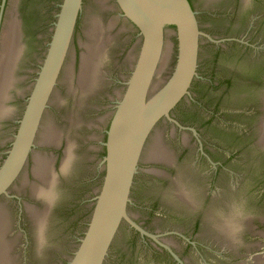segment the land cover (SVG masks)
<instances>
[{"label":"water","instance_id":"obj_1","mask_svg":"<svg viewBox=\"0 0 264 264\" xmlns=\"http://www.w3.org/2000/svg\"><path fill=\"white\" fill-rule=\"evenodd\" d=\"M15 2L10 0V7H17ZM5 4L6 0L2 7ZM108 4H117L122 14L140 29L144 36L140 51L139 48L133 49L131 33L121 31L120 24L114 19L116 12L105 10L112 7ZM83 5L84 11L74 37ZM21 7H24L27 39L22 40L21 20L13 15L7 22L0 43V99L4 100L8 89L14 86L16 64L22 65L23 72L19 75L26 74L28 77L25 87L29 91L37 75L38 78L20 122L13 149L0 168V199L10 196L9 188L20 176L35 146L36 133L41 144L54 145L61 141L67 144L62 164V170H67L72 161V151L79 145L71 125L93 123L106 128L111 121L106 142L107 153L103 160L105 175L102 183L92 185L98 194L88 228L86 213H71L62 208L56 213L51 229L43 234L47 209L54 198L56 175L51 157L35 155L33 173L42 184L34 182L31 192L35 197L44 198L47 209H30V213L35 223L33 237L40 245L38 248H46L42 262L30 251L26 264H158L156 261L159 257H154L147 247H141L126 223L146 233L130 214L150 228H161L168 222H176L148 207V200L141 197V192L147 190L149 185L145 184L142 191L135 190L132 196L131 191L141 157L143 162L148 159L164 160L167 158L165 147L168 159L169 154L177 157L181 152L182 136L172 126L161 121L171 118V111L189 93L192 81L198 75L200 38L203 33L196 12L188 0H28ZM203 25L213 30L211 22L205 17ZM22 42H25V49ZM22 49L25 53L23 56ZM203 53L201 68L211 75L214 62L209 60L211 53L205 44ZM118 76L126 80V89L115 108L114 101L124 90L123 85L114 81ZM227 87V84L215 89L204 87L206 94L199 93L200 104L193 107H204L209 112L215 107L220 111L224 109L218 119L219 125L242 133L246 130V116L238 105H235L238 108L234 112L227 110L232 104L233 94ZM93 89H97L94 104L101 108L89 116L83 113L78 103L88 104L83 96ZM106 97L111 100L103 103ZM14 105L16 110L20 108L18 103L14 102ZM260 132L259 143L264 145V118ZM153 133L163 135V144L161 135L157 134L150 148L147 147L144 152ZM209 139L212 142L217 137L211 136ZM219 144L227 148L249 149L248 144L244 145V141L239 138L234 146L221 138ZM215 153L227 158L226 152L220 150ZM260 157L258 153L249 152L247 165L254 167ZM188 160L187 167L199 174L198 179L204 183L207 191L213 192L218 185L213 186L214 179L209 168L195 156ZM143 179L144 176L139 174V181L143 182ZM25 184L26 180L22 186ZM166 188L161 187V192ZM65 192L68 198L65 206L70 207L73 200L67 189ZM179 193L185 194L182 189ZM238 197L237 202L245 206L236 203L231 209H226L224 205L214 207L209 213L214 218L211 226L217 229L220 243L243 244L239 252L249 251L255 256L252 264H263L264 226L256 229L254 216L264 217V170L252 177V183ZM134 200L139 201L138 206L133 204ZM247 200V203H243ZM10 207L8 213L0 205V264H22L21 251L14 248L16 240L13 235L9 236L10 225L15 227L17 220L15 206ZM176 224L185 228L181 223ZM248 227L254 230V234H245ZM208 239L206 235L200 236L202 243ZM209 240L213 242L215 239L211 237ZM168 242L190 264H204L199 254L188 249L185 242L176 237H168ZM203 259L214 261L216 257L212 252H207ZM240 262L248 264L249 261L241 259Z\"/></svg>","mask_w":264,"mask_h":264},{"label":"flooded vegetation","instance_id":"obj_2","mask_svg":"<svg viewBox=\"0 0 264 264\" xmlns=\"http://www.w3.org/2000/svg\"><path fill=\"white\" fill-rule=\"evenodd\" d=\"M188 1L196 12L199 27L203 33L200 38L198 75L193 79L189 93L171 111V118H165L161 121L172 126L175 132L182 136L180 140L181 152L177 157L169 154L168 159V150L164 146L167 152V158L164 160L154 161L148 159V161L143 162L141 157L139 171L134 178L131 191L132 196L135 190L142 191L145 184L149 185L147 190L141 192V197L148 200V207L151 211L166 218L175 219L176 222H168V225L161 228H150L144 221L130 214V217L146 233L129 223H126V226L135 234L141 247H147L154 257H159L156 261L158 264H190L176 247L169 244L168 237H176L185 242L188 249L199 254L204 264H241V259H246L249 261L248 264H252L255 256H252L251 252H239V250H242L243 244L227 245L219 242V233L217 229L211 226L214 223V218L210 217L209 213L214 207L218 208L220 205H224L226 209H231L236 203L242 204L237 202L238 195L252 183V177L260 175L264 170V145L259 143L261 136L260 124L264 118V0ZM3 2L4 0H0V43L7 22L11 20L13 15L21 20V32L23 34V39H21L24 40L25 38L26 40L25 13L23 11L24 7H21V5L26 4L28 0H16L17 7H10V0H6L5 7H2ZM108 6L112 7L105 10L116 12L114 19L120 24L121 31L131 33L133 49L139 48L140 51L144 39L140 29L122 14L117 4H108ZM28 9L30 8L28 7ZM30 10L32 11V8ZM83 11L84 5L78 17L74 37ZM203 17L211 22L213 30L204 27ZM166 37H168V32ZM24 43L22 42L23 49H25ZM204 44L211 53V59L209 60L214 62L211 75L201 68V62L204 60ZM20 66H22L21 63ZM20 66L16 64L14 70V86L8 89L4 100L3 98L0 99V168L13 149L21 125L20 122L23 119L29 97L38 78L37 75L29 91L25 87L28 79L27 75H19L20 72H23ZM114 81L124 86L118 100L114 101V107L116 108L126 89V80L118 76ZM222 84H227V88H230L233 93L231 94L232 104L227 110L234 112V109L239 107L243 109L246 116L244 121L246 130L242 133L234 132L219 125L218 119L224 109L220 111L215 107L213 111H210L212 112L210 114L204 107H202L203 109L198 106L193 107L197 103L200 104L199 93L206 94L204 87L210 86L215 89ZM57 86L53 93L56 91ZM93 90L83 96L88 104L86 102L78 103L83 113L89 116L101 108L94 104L97 89ZM106 98L102 100L103 103L111 100L109 97ZM51 101L52 96L50 104ZM14 102L19 104L20 108L18 110H16ZM235 105H238V107ZM49 107L45 111L42 121L45 119ZM110 124L111 121L106 128L93 123L89 125L85 123L71 125V130H75L73 132L78 138L79 145L74 150L72 149L73 157L67 170H62L67 144L63 141L54 145L41 144L38 142V134L36 133L35 146L32 148L20 176L10 186V196H3L0 199V205L4 206L8 213H10V205H14L17 211L15 227H13V224L10 225L9 236L13 235L16 240L14 248L21 251L22 264H26L27 255L30 251L38 261L42 262L45 258L44 249L46 247L39 249L40 245L36 243L33 237L35 223L33 224L34 221L30 213V209L37 211L47 209L44 198L35 197L31 192V186L34 182L42 184V181L37 179L33 173L35 155L51 157L53 160L52 168L56 175L53 185L54 198L47 209L43 234L51 229L52 221L57 216L56 213L58 214L62 208L69 210L71 213H86L88 228L95 207V198L98 194L97 190L92 188V185L97 182L102 183L105 175L103 160L107 153L106 142ZM98 133H100V136ZM157 134L161 135L163 144V135L153 133L146 143L144 152L147 147L150 148ZM173 136L174 134L171 138ZM211 136L217 137V139L211 142L209 139ZM220 138L227 141L228 145L233 146L239 138L242 142L244 141V145L248 144L249 149L221 146L219 144ZM220 150L226 152L227 158H222L215 153V151ZM252 151L258 153L261 157L259 162L255 166L253 165L254 167H249L247 165L248 158L246 160V157ZM194 156L209 168L214 179L213 186L218 185L213 192L207 191L204 183L199 180V174L187 167L188 158ZM142 166H146V168L143 169ZM139 174L144 176L143 182L139 181ZM182 178L183 180H181ZM24 180L27 181V184L22 186ZM161 187L167 188L163 189L164 192H161ZM66 189L73 200L70 207L65 206L68 199L66 198ZM180 189L185 194H180ZM247 202L248 200L243 203ZM133 204L138 206L139 201L134 200ZM242 206L245 205L242 204ZM254 217L256 229L263 227L264 217ZM176 223H181L185 228ZM253 231L252 228L248 227L244 232L245 234H254ZM147 233L156 235L158 238L155 239ZM204 235L209 239L213 237L215 240L212 242L208 239L205 243H202L200 236ZM168 244L171 250L168 249ZM207 252H212L216 259L214 261L204 260L203 257L206 258Z\"/></svg>","mask_w":264,"mask_h":264}]
</instances>
